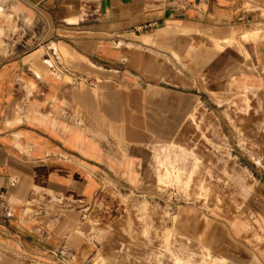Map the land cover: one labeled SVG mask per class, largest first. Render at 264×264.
Masks as SVG:
<instances>
[{
  "label": "crops",
  "instance_id": "obj_1",
  "mask_svg": "<svg viewBox=\"0 0 264 264\" xmlns=\"http://www.w3.org/2000/svg\"><path fill=\"white\" fill-rule=\"evenodd\" d=\"M0 11V264H117L86 211L105 179L137 186L151 144L199 103L237 155L264 156L240 145L264 141L240 115L264 126V0H0ZM253 173L261 223L230 230L237 264H264V164ZM185 213L175 222L195 221Z\"/></svg>",
  "mask_w": 264,
  "mask_h": 264
},
{
  "label": "rangeland",
  "instance_id": "obj_2",
  "mask_svg": "<svg viewBox=\"0 0 264 264\" xmlns=\"http://www.w3.org/2000/svg\"><path fill=\"white\" fill-rule=\"evenodd\" d=\"M4 15L0 11V24ZM11 17L13 30L18 32L20 16L13 13ZM0 36H4L3 29ZM244 112L241 117L253 122V136L259 138L264 126L259 124L258 114L247 111L244 116ZM250 143L251 149L264 147V141L259 140H242L240 145L247 148ZM234 150L222 120L205 103H199L187 115L185 124L173 127L170 138L151 144L137 186L117 190L105 179L95 203L86 211L93 225L92 236L105 249V261L241 262L235 256L237 247L230 230L261 223L256 210L262 205L253 170L256 163L264 164V156H240ZM117 206L121 207L118 216ZM182 210L187 212L185 220L195 221L175 222Z\"/></svg>",
  "mask_w": 264,
  "mask_h": 264
},
{
  "label": "built area",
  "instance_id": "obj_3",
  "mask_svg": "<svg viewBox=\"0 0 264 264\" xmlns=\"http://www.w3.org/2000/svg\"><path fill=\"white\" fill-rule=\"evenodd\" d=\"M115 211H116V216H118V215H121V207H119V206H117V207H115Z\"/></svg>",
  "mask_w": 264,
  "mask_h": 264
}]
</instances>
